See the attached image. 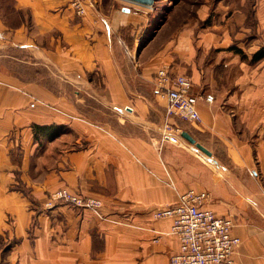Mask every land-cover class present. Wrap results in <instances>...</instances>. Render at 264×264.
Here are the masks:
<instances>
[{
    "label": "crops",
    "instance_id": "1",
    "mask_svg": "<svg viewBox=\"0 0 264 264\" xmlns=\"http://www.w3.org/2000/svg\"><path fill=\"white\" fill-rule=\"evenodd\" d=\"M12 2L14 24L0 0V57L18 65L0 68L9 81L0 83V264H169L178 241L170 218L153 212L188 188L234 219V264H264V56L251 59L264 47V0L241 26L243 37L254 28L252 49L246 58L225 50L224 78L215 57L205 74L213 99L197 100L199 122L184 121L213 164L184 138L161 139L165 121L182 128L154 74L186 67L164 59L163 28L151 48L146 6L92 0L77 14L71 0ZM186 70L202 94L204 71ZM33 124L54 126L34 136ZM59 187L101 199L104 218L61 201L46 207Z\"/></svg>",
    "mask_w": 264,
    "mask_h": 264
},
{
    "label": "built area",
    "instance_id": "2",
    "mask_svg": "<svg viewBox=\"0 0 264 264\" xmlns=\"http://www.w3.org/2000/svg\"><path fill=\"white\" fill-rule=\"evenodd\" d=\"M92 0H71L70 4L77 14H84ZM154 85L167 99L166 115H174L183 120L199 122L200 114L197 100L202 95L192 90V80L184 73H171L166 65L159 67L154 74ZM205 101L211 102L213 96L207 93ZM161 139L181 142L180 131L165 121ZM170 184L172 182L170 181ZM208 197L206 190L188 188L177 192V200L168 206L156 209L154 218L168 217L171 220L169 233L178 241V247L169 257V264H234L232 257L239 237L233 235L232 217L218 215L204 205ZM61 201L76 207L90 210L95 216L104 218L101 212V199L85 196L61 187L49 193L46 207Z\"/></svg>",
    "mask_w": 264,
    "mask_h": 264
},
{
    "label": "rangeland",
    "instance_id": "3",
    "mask_svg": "<svg viewBox=\"0 0 264 264\" xmlns=\"http://www.w3.org/2000/svg\"><path fill=\"white\" fill-rule=\"evenodd\" d=\"M123 1H125L124 3H132L126 0ZM252 1L253 0H155L152 6L145 7L151 18L149 22L150 28L147 31L148 33H146V40L152 38L151 48H158L162 41V31L160 30L163 28L164 59L167 58L166 60L168 63L175 66H179L178 64H180L187 68L196 65L199 69H202L204 73L202 75L200 74L201 77L199 75L201 82L198 86H206L202 89L203 93L200 94L195 92L194 89L196 85H193V81L192 87L196 94L202 95L203 97L207 94L205 92H208V77L205 74L209 72L211 64L215 63L216 56L221 57L223 55V58L221 57L219 58L220 60H217L219 61V65H223V78L225 77L224 68H226L223 62L230 61L228 58L225 59V55L228 54L225 53V50L231 51L232 49L233 53H240H238V57L246 58V54H244L243 51L248 50L250 48L249 46L253 44V39H251V36L248 37L247 35L253 32L254 28L252 27L250 30L244 31L246 33L244 37L240 35H242L241 26L245 13H248L250 16ZM10 7L11 1L3 0V13L6 12L4 14L8 22L14 24L16 21V11H11ZM251 21L252 20L249 18L247 23L251 24ZM251 25H254V23L252 22ZM152 29L154 30L152 31ZM229 37L232 38V42H226V38L228 39ZM235 47L239 48L238 52L234 49ZM185 56H190L191 60L186 61ZM184 60L189 64L183 62ZM2 66L10 68V70L12 69L14 73L18 71L17 61L11 57H0V68ZM186 68L184 71H181V73L190 76ZM6 81L7 79H4L0 75V83L8 86L9 81ZM8 88L13 89L12 87ZM179 119L180 120L177 119L178 121H176L177 125L181 127L182 130L188 131V124L184 122L185 120ZM173 127L176 128L174 124ZM188 145L198 155L213 164L212 161L215 160L212 156L206 157L204 153L198 150L193 144Z\"/></svg>",
    "mask_w": 264,
    "mask_h": 264
},
{
    "label": "water",
    "instance_id": "4",
    "mask_svg": "<svg viewBox=\"0 0 264 264\" xmlns=\"http://www.w3.org/2000/svg\"><path fill=\"white\" fill-rule=\"evenodd\" d=\"M128 2H132V3H136V4H140L143 6H152L155 0H126ZM123 11H128L129 8L128 7H122ZM180 135L182 138H184L186 141H188L189 143L193 144L196 148H198L202 153H204L207 156H211V152L209 149H207L205 146H203L201 143H199L198 141L195 140L194 137H192L190 135V133H188V131L186 130H182L180 131Z\"/></svg>",
    "mask_w": 264,
    "mask_h": 264
},
{
    "label": "trees",
    "instance_id": "5",
    "mask_svg": "<svg viewBox=\"0 0 264 264\" xmlns=\"http://www.w3.org/2000/svg\"><path fill=\"white\" fill-rule=\"evenodd\" d=\"M11 1V10H14L12 9L13 7V2L12 0ZM155 2V1H154ZM251 19V18H250ZM16 22V21H15ZM253 21H251V24H252ZM235 50H237V52L239 51V48H234ZM262 56H264V47H259L251 56V59L252 60H257L259 58H261ZM54 125H38V124H33L32 125V129H33V133H34V136L37 135L38 132H41L43 130H47L51 127H53Z\"/></svg>",
    "mask_w": 264,
    "mask_h": 264
}]
</instances>
